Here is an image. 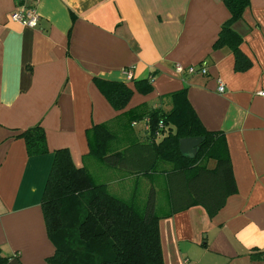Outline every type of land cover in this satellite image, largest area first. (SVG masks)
I'll return each mask as SVG.
<instances>
[{"label":"crops","instance_id":"0c3cea01","mask_svg":"<svg viewBox=\"0 0 264 264\" xmlns=\"http://www.w3.org/2000/svg\"><path fill=\"white\" fill-rule=\"evenodd\" d=\"M34 3L0 0L1 253L19 264H48L54 254L41 198L55 149L67 148L77 167L98 164L107 187L127 190L125 198L137 183L149 187L143 174L89 157L86 130L113 123L120 148L143 140L147 119L120 130L126 112L168 111V94L185 88L203 126L224 133L236 192L213 216L193 205L161 218L164 263L264 264V0H250L232 24L242 37L244 69L236 67L229 47L214 46L230 15L224 0H39L35 27L11 19L19 6ZM176 63H202L208 72L177 73ZM94 77L133 90L124 109L112 107ZM143 80L150 84L146 93L135 85ZM38 123L48 152L29 156L17 135ZM214 165L208 161L209 168Z\"/></svg>","mask_w":264,"mask_h":264},{"label":"trees","instance_id":"16d2710c","mask_svg":"<svg viewBox=\"0 0 264 264\" xmlns=\"http://www.w3.org/2000/svg\"><path fill=\"white\" fill-rule=\"evenodd\" d=\"M249 3L224 0L230 15L214 43L231 49L239 69L248 63L239 49L242 37L232 24L242 17ZM94 82L115 110L124 109L133 94L121 81L94 77ZM135 85L142 93L150 89L146 80ZM168 96V111L158 107L126 112L127 123L120 130L130 129L132 120L147 119L143 140L123 143L120 148L113 123L93 124L86 130L89 157L108 167L147 177L149 187L142 208L138 190L123 200L109 192L106 183H97L87 167H77L67 148L54 150L41 198L47 233L55 246L54 254L46 258L48 264H165L160 219L193 205H201L213 216L236 192L224 133L203 126L185 88ZM17 136L24 139L29 156L48 152L45 131L39 123ZM194 136L201 138L196 152L183 153L179 138ZM209 160L215 161L214 167L209 168ZM159 173L164 174L170 202L166 215L158 213L156 202L153 180ZM8 261L0 251V264Z\"/></svg>","mask_w":264,"mask_h":264},{"label":"built area","instance_id":"2783aa9c","mask_svg":"<svg viewBox=\"0 0 264 264\" xmlns=\"http://www.w3.org/2000/svg\"><path fill=\"white\" fill-rule=\"evenodd\" d=\"M39 0H34L37 3ZM35 3L32 5H21L15 11L11 13V19L18 21L25 26L35 27L38 24L39 16L35 8ZM175 70L177 73H182L184 71L192 74H201L204 75L208 72L207 67L201 63V65H194L184 67L182 64L176 63ZM126 74L129 78L132 77V68L126 70ZM218 81V91L222 92L224 90V83L221 80ZM260 95L264 96V90L259 92ZM159 127H163L160 122ZM156 135H159V131H156Z\"/></svg>","mask_w":264,"mask_h":264},{"label":"rangeland","instance_id":"374dc122","mask_svg":"<svg viewBox=\"0 0 264 264\" xmlns=\"http://www.w3.org/2000/svg\"><path fill=\"white\" fill-rule=\"evenodd\" d=\"M133 126L136 127V125L134 123H133ZM91 161H93V160H91ZM87 169L91 172V174L93 175V177L95 178V181L97 183L105 182L106 179L104 178L103 168H99L98 164H95L93 166L89 164V165H87ZM159 174H160V177H159V181H158V185H157V189H156V192H157L156 202H157V205L159 208L158 213L161 214V213L169 210L170 205H169V201L167 200L168 199V192L166 190V184H165L166 180H165L164 174H162V173H159ZM108 188H109V192H111L112 194L122 198L123 200L129 199V198H125V197H128V195H125L123 193V192H127V190H125V191H114L112 189V185H109ZM147 188H148V186L146 185L145 189L142 190L141 185L139 184L137 186V189H136V191L138 190V192H139L138 203L140 204L139 207H141V208L143 207V204L147 198L146 197L147 192H148ZM142 191H144V193H142ZM117 192H120V193H117ZM134 192H133V194H134Z\"/></svg>","mask_w":264,"mask_h":264},{"label":"water","instance_id":"95a60500","mask_svg":"<svg viewBox=\"0 0 264 264\" xmlns=\"http://www.w3.org/2000/svg\"><path fill=\"white\" fill-rule=\"evenodd\" d=\"M200 137H181L179 138V149L183 153H195L196 146L200 143ZM7 264H19L16 258L10 259Z\"/></svg>","mask_w":264,"mask_h":264}]
</instances>
